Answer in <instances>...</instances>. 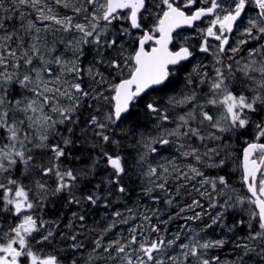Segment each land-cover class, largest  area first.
I'll return each instance as SVG.
<instances>
[{
  "label": "snow or ice",
  "instance_id": "obj_1",
  "mask_svg": "<svg viewBox=\"0 0 264 264\" xmlns=\"http://www.w3.org/2000/svg\"><path fill=\"white\" fill-rule=\"evenodd\" d=\"M55 3L71 8L74 15L55 14L45 0H12L0 17V21L12 19L9 12L22 17L23 10L31 8L45 31L79 34L68 43L72 60L53 55L54 47L39 45L41 28L32 21L27 29L35 30L37 42L29 47L21 42L18 49L23 51L9 46L14 33L5 30L0 36V264H81L77 252L85 245L78 235L58 231L57 220H45L36 213L48 202L63 198L66 206L74 205L78 211L83 207L79 215L72 212L82 227L89 206L103 201V207L108 208L112 196L122 198L128 193L124 180H131L129 173L147 178L142 194L153 203H159V193H163L165 202L173 205L170 180L177 182L175 196L191 188L187 194H196V198L169 214L167 220L160 218L156 208L145 207L143 212L129 208L127 217L114 210L104 232L131 220L128 236L106 245L103 237L95 239L85 264H222L218 255L208 253L222 249L226 239L206 240L183 229L170 237L168 230L160 227L174 219L196 221L204 215L211 221L205 229L219 225L235 234L238 226L247 224V234L235 236L236 255L228 264H264V0ZM197 22L206 26L199 28ZM52 25L58 27L52 29ZM4 27L0 22V29ZM182 27L195 28L198 49L188 44L189 37L178 48L170 47L174 32ZM237 32L243 38L233 46L231 37ZM249 44L253 46L246 49L247 56L239 55ZM85 47L93 54L87 88L80 64ZM197 51L211 53L212 72L203 64L193 66L185 77L184 90L179 96H169L162 105L153 93L174 86L173 77L186 71L185 62L190 63ZM201 86L207 87L203 96L197 92L198 88L203 92ZM85 106L88 116L81 121L79 114ZM138 107L145 116L154 117L155 126L162 131L157 136L140 133L130 142L137 153L130 166L122 153L134 129L124 124L137 114ZM178 108L182 111L173 115ZM169 123L175 126L164 127ZM61 125L67 135L60 131ZM249 129L251 138L245 139L238 160L241 185L247 194L240 195L231 183L229 167L237 164L233 140ZM56 136L59 141L52 143ZM156 144H175L184 160L195 163L180 164L174 157L167 166H153L149 154L157 152ZM85 145L89 163L66 167L64 162L73 149ZM98 169L107 175L94 183ZM204 169L218 171L207 175ZM205 199L207 206L202 203ZM197 208L201 211H195ZM206 208L215 210L214 214ZM237 208L247 212V221L227 225L226 214ZM189 212L192 214L182 215ZM9 218L11 223L4 228ZM138 218L142 222L137 225ZM67 227L73 228L72 221ZM57 237L64 242L68 256L62 258L55 247L44 251ZM177 248L180 251L174 255Z\"/></svg>",
  "mask_w": 264,
  "mask_h": 264
},
{
  "label": "rangeland",
  "instance_id": "obj_2",
  "mask_svg": "<svg viewBox=\"0 0 264 264\" xmlns=\"http://www.w3.org/2000/svg\"><path fill=\"white\" fill-rule=\"evenodd\" d=\"M3 2H4V9L10 8L12 6V0H3ZM45 2L51 8L54 5V1H52V0H45ZM73 2H75V0H73ZM23 11L28 13L29 15H35L36 14L35 10H33L31 8L24 9ZM9 13H11V12H9ZM35 19H36V17H35ZM8 20H13V18L8 19ZM14 20H16L18 25L22 26V29L25 32V36L27 37V41H30L28 43V47L33 42H37V41H34V39H33L37 35L35 33V30L34 29H27L28 23H25L23 16L21 17L20 15L17 14L14 17ZM32 22L35 23L37 27L41 28V32L38 34L40 37V39L38 41L39 45L45 46V47H54L55 51L53 52V55H59L65 60H72L73 59V55L71 53H68L69 52L68 45L66 47H62L61 45H60L61 46L60 47L58 44L54 45L53 41L56 37V33L53 30L45 31L43 24H41L39 21L32 19ZM81 22H83V21H81ZM3 23H4L5 27L3 29V32L0 34V36H2L4 34L5 30L8 32V29H9L8 27H6L7 20L3 21ZM44 23L50 24V22H44ZM53 27H54V25H53ZM53 27H52V29H54ZM73 39H75V38L71 37V39L69 41H71ZM45 41L47 42L46 45H45ZM61 41H62V39H61ZM86 48L87 47H85V51H86ZM16 50L23 51L24 49L19 48ZM55 52H58V53H55ZM212 57L213 56L211 54L207 57H201L195 63L203 64V65L207 66V71L212 72V71H210V70H212V65H213V60L211 59ZM92 60H93V54L91 53V51L88 50V61L82 62V64H81V67H82L83 72H84V75L82 78H83V86L85 88L89 87V85H90V80H89V77L87 75V71H88L89 66L92 64V62H91ZM86 63H88V64L85 65V67L83 68V65ZM37 64H39V61H37ZM53 67L56 68L57 66L53 65ZM68 79H71V77H68ZM184 87H185V85H181L180 87H178V89L174 93V95L179 96V94L184 90ZM178 109L173 110L172 114L175 115L177 112L182 111L181 109H179L180 111ZM79 115L83 116V117H80L81 121L84 120V116H85V119L87 118L88 112L86 110V106L84 109L81 110V113ZM145 119H148V122L142 123V125L138 127V130L136 129L134 135H131L132 140L135 138H139L140 133H144L146 135L151 134L153 136H157L162 131V129H158L155 126L154 117L146 116ZM174 126L175 125H173V124L170 125V123L164 125V127H168V128H171ZM62 128H64V126L61 125L60 129H62ZM64 132H66L65 128H64ZM65 134L67 135V132ZM76 134L78 136L80 135L78 128L76 130ZM117 134L119 135V130H117ZM131 139L128 138V140H131ZM58 141H59V136H56V137L52 138V140H51L52 143H56ZM241 142H243V141L241 140ZM125 144H126V150H127L128 154H125V153H122V154L125 155L126 159L128 160L129 165L131 166L132 158L135 157L137 153H136V150L131 147V144L127 143V140L125 141ZM233 146H235V148L237 150L236 154H234V156H233V158H236L237 164H233V165H235L236 168H238V160L242 156V149H243L244 145L241 143H236ZM154 147H156L157 152L156 153H150L149 154V160L153 161V163L156 164V166H167L168 161L172 160L174 157H175L176 162L180 163V164H187V163L191 162L188 160H184V158L179 155V152L177 151V147L175 144H170V145L156 144V145H154ZM204 170L206 172H208V169H204ZM106 175H107L106 171H104L102 169H98L94 183H98ZM129 175L131 176V180H129L128 177H125V180H124V183L126 184V186L129 189L128 193L126 195H124L122 198L119 197V194L112 196L111 197V203H110L108 208L103 207V205L100 206L101 204L99 206H96V207L89 206L88 211L86 213H84L86 216V220H85L82 227H81L78 219H75V220L73 219L72 212L77 211V215H79L83 211V207L81 206V209L78 211L76 206H74V205L66 206L63 198H60L59 200L63 201L64 210H65V212H67L66 214L63 213V215H58V216L54 217L53 215H50V213H52L51 212L52 209H51L50 211H48L46 213L37 212L36 215L42 216L43 219H45V220H57L58 224H59V227L57 229L58 231H63L65 233H68L69 231H73L74 233H76L78 235V241L85 245L84 249H81L79 252H77V257L78 258L82 257L81 264H85V262L88 260L89 255L91 254V249L93 247V242L95 239H99V238L103 237L102 242L106 245L111 240H115V239H118L120 237H127L128 236L129 226L133 223V221H131V220L129 221L128 225L118 224L116 226V228L113 229V231L110 233L104 232V229L112 222L111 214L114 210L122 212L127 217L128 216L127 209H129V208L133 209L134 212L135 211L143 212L145 210V207H147L148 209L156 208L159 210L160 218L162 220H167L169 214H175V213L179 212L180 207H183L185 204H189L188 202L174 201L173 205L169 206L165 202V200H163V201L160 200L159 203H153V201L150 198L145 197L142 194V188L148 183L147 178L138 179L137 176L133 173H129ZM52 179L54 180V177ZM49 182L51 183V181H49ZM130 182L133 184L130 185ZM176 185H177V182L175 180L169 181L168 189H169L170 196L172 199H174V197H175ZM240 186H241V184H238L236 186V189L239 190V193H240ZM89 190H91V189H85V191H89ZM188 192H191V188L188 189ZM104 194H105L104 190L101 189V195H104ZM159 194H161V193H159ZM154 195H155V193H154ZM54 203L48 202L46 207H52L54 205ZM195 211H201V209L197 208V209H195ZM206 211H208L207 208H206ZM232 211H233V213H238L240 211V209L237 208L235 210H230V212H232ZM243 213H247V212H243ZM191 214L192 213L189 212V213H184L182 215H191ZM204 217H206V216L204 215L201 220H196V221L189 220L191 223H189L188 226L184 225V224H179L180 222H183L185 220L174 219L166 225L160 224V227L162 229L166 228L168 230L170 237H171V235H174L177 231H181L182 229L185 230L186 234H187V232H191L192 234L199 233V235L202 236V234L204 232H206V231H208L214 227H216V234L217 235H215L214 237H209V236L204 237L203 236L204 239L215 240V239L224 238L228 241L227 235L229 236L231 234L233 236V233H228L225 229H224L225 232L222 234L221 229H220L221 227L219 225H212V227L206 228V229L204 228V226L199 227V226H201L200 224L204 222V220H203ZM70 221H72V223H73L72 229H69L67 227V225L69 224ZM141 222L142 221L139 218L135 220V224H137V225L140 224ZM154 222H156V221L154 220ZM9 223H11V218H9L6 223H3V227L7 228ZM206 223L210 224L211 223L210 219ZM225 223L226 224L229 223L228 216L225 217ZM232 225H233V223H232ZM234 240L232 241V243L230 245L231 250L227 251L226 253L222 252L220 254L217 252V253H208V254L210 256L211 255H218L220 257L222 264H228V262L236 255V250L234 248V243H233ZM185 242H187V241H185ZM226 246H229L228 243L225 244V247ZM37 247H39V245H37ZM53 247L57 248V250L59 251L60 256L62 258L69 255V252L67 250H65V248H64V242H61L59 237H57L54 245L44 246V251L50 252ZM169 251H171V250H169ZM179 251H180L179 248H177L176 252L173 254L174 255L178 254ZM109 264H111V261L109 262ZM117 264H119V262H117Z\"/></svg>",
  "mask_w": 264,
  "mask_h": 264
},
{
  "label": "flooded vegetation",
  "instance_id": "obj_3",
  "mask_svg": "<svg viewBox=\"0 0 264 264\" xmlns=\"http://www.w3.org/2000/svg\"><path fill=\"white\" fill-rule=\"evenodd\" d=\"M52 1H54V5L52 6V9H53V11H54L55 14H58L60 16H64V15L72 16V15H74V13L72 12L71 8H64L62 6L57 5L55 3V0H52ZM75 2H76V0H75ZM35 17H37V13L35 15H29L28 13H26V12L23 11V19H24L25 23H29V21H32V19L36 20ZM79 19H80V22L83 21L82 17H80ZM205 26H206V23L197 22V27L203 28ZM52 27H53V25H52ZM56 27H58V26H55L54 25L53 28L55 29ZM1 32H3V29H0V33ZM54 32L56 33V37H55V39L53 41L54 45L55 44H58L59 46L61 45L62 47H66L68 45V42L71 39V37H73L75 39H78L79 38V34L76 33L75 31H73L71 33H64V32H58V31H54ZM22 33H24V36L23 35L18 36L19 33H17V32L15 33V36L18 37V39L16 37H14V39H15V42L14 43L17 45L18 43L23 42L24 43V46L25 47H28V43L30 41H27V37L25 36L24 30L22 31ZM173 37H174L173 43H172V45H170V47L173 48V49L178 48L184 42L185 37H189L188 44L194 45L197 49L199 47L198 33L196 32L195 28L183 27V28H181L179 30H176V32H174V34H173ZM241 38H243V37H241L238 32L235 33L234 35H232V37H231V43H232V45L235 46L236 41L238 39H241ZM61 39H62V41H61ZM212 43L215 44L216 42L215 41H212ZM252 46H253L252 44H249V45L244 46V48L242 49V51H241V53L239 55H242V56H245L246 57L247 56L246 49L248 47H252ZM55 53H58V52H55ZM68 53H71L73 55V50L69 48V52ZM210 54L211 53L203 54V53H199L197 51L196 52V55H195V58H193L190 63L189 62H185V64H186V71L185 72H181L178 78L175 77V76L173 77V79L175 80L174 86L166 89L164 92L153 93V95L163 105L167 101V99H168L169 96L174 95V93L177 91L178 87H180L181 85H185V83H184L185 82V77H186V75H187L188 72H191L192 71L193 66H196L197 65V63H195V62L198 59H200L201 57H207ZM237 58H239V56ZM211 59L213 60V57ZM225 60H226V58H225ZM86 61H88V49L87 48H86V51H85V56L81 58L80 64H82V62H86ZM91 62L93 63V60ZM87 64L88 63L84 64L83 65V68ZM210 71H212V70H210ZM201 87L203 88V92L200 91V88L197 89V92L201 96H203V94L205 92H207V87L206 86H201ZM184 110H187V109L185 108ZM246 138H248V139L251 138V129H249V131L247 133H245V135L241 136L238 140L234 139L233 140V145H235L236 143H241V144L244 145V141H245ZM241 140L243 142H241ZM233 147L235 149L234 154H236V151L237 150H236L235 146H233ZM233 160L236 161V158H233ZM217 171L218 170H215V169H208V172L205 171V173L207 175H216ZM229 173H230V177H231V183L236 188V186L241 183V180H240V172H239L238 168H236V166L233 165L232 163H230ZM187 193H188V190H187V192H184L182 190L181 191V195L175 196L173 200L174 201H182V202L191 203V200L193 198H196V194L188 195ZM240 194L246 195L247 194L246 189L240 188ZM159 195H160V200H162V201L165 200V197H164V194L163 193H161ZM202 203L205 206H207L208 201L205 199V200L202 201ZM207 212L209 214H213L215 212V210L208 209ZM205 216L206 217L203 218L204 222L201 223L200 224L201 226H199V227H203L204 224L209 220V216L208 215H205ZM227 216H228V219H229V223H227V225L231 226L232 222L234 224V218H235L234 215H233V211H232V213L229 211V213L226 214L225 217H227ZM188 222H190V221H183V222H180L179 224H188ZM205 235H208L209 237H214L215 235H217L216 234V227L211 228L210 230H208V231H206V232H204L202 234V236H205ZM227 239H228V245L234 240V238H233V236L231 234L229 236L227 235ZM228 249H229V247L226 246L223 249V251H228ZM214 251L215 252H220L221 249H215Z\"/></svg>",
  "mask_w": 264,
  "mask_h": 264
},
{
  "label": "trees",
  "instance_id": "obj_4",
  "mask_svg": "<svg viewBox=\"0 0 264 264\" xmlns=\"http://www.w3.org/2000/svg\"><path fill=\"white\" fill-rule=\"evenodd\" d=\"M1 3H2V0H0V5H1ZM3 9L4 8H2V9L0 8V17L4 16ZM8 15L9 16H13V20H8L7 19L6 27L9 28L8 32L9 33H14V34L17 32V33H19L18 36H20V35L24 36V33H22V31H23L22 26L18 25L16 20H14V17L16 15H13V13H9ZM0 22H3V21H0ZM14 37H16V36H14ZM14 42H15V39H13L12 41H9L8 44H9V46L12 49L16 50V49H18V45L20 43H18L16 45ZM135 111H136L137 114L135 116L131 117L128 121H125V124H124V127H127V128L131 127V128L134 129L132 135H134L136 129L138 130V127L141 126L142 123L148 122V119H145L146 116H145V114H144L142 109H140L138 107ZM80 117H83V116L80 115ZM84 119H85V116H84ZM60 131L64 135H66L65 134L66 132H64V128L60 129ZM129 138L131 139V136H129ZM131 140H127V143H130ZM86 147L87 146L85 145L84 147H77V148L73 149L71 156L68 159L65 160L64 165L66 167H73V168L83 167V166L87 165L89 163L88 157H89L90 153H89V151L86 150ZM124 153L128 154L127 150H125ZM75 157H79V159H76ZM25 183L27 184L28 181L25 180ZM131 184H133V183L130 182V185ZM100 204H101L100 206H102L103 205V201H101ZM63 206H64L63 205V201L62 200H58V201H56L54 203V205L52 207H46L41 213H46V212H48V211H50L52 209L51 210L52 213H50V215H53L54 217H56L58 215H63V213H65V214L67 213V212H65ZM240 219H244L245 221H247L248 218H245V216H243V214H241V213H237L236 221H239ZM247 232H248L247 224L237 227L236 234L238 236H245L247 234Z\"/></svg>",
  "mask_w": 264,
  "mask_h": 264
},
{
  "label": "water",
  "instance_id": "obj_5",
  "mask_svg": "<svg viewBox=\"0 0 264 264\" xmlns=\"http://www.w3.org/2000/svg\"><path fill=\"white\" fill-rule=\"evenodd\" d=\"M183 28V27H182ZM181 29V28H180ZM177 30H179V29H177Z\"/></svg>",
  "mask_w": 264,
  "mask_h": 264
},
{
  "label": "bare ground",
  "instance_id": "obj_6",
  "mask_svg": "<svg viewBox=\"0 0 264 264\" xmlns=\"http://www.w3.org/2000/svg\"><path fill=\"white\" fill-rule=\"evenodd\" d=\"M171 226V225H170Z\"/></svg>",
  "mask_w": 264,
  "mask_h": 264
}]
</instances>
